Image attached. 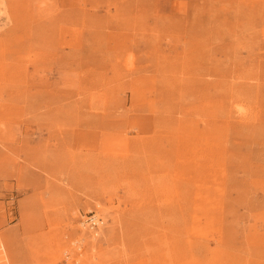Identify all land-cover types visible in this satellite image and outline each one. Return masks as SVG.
Returning <instances> with one entry per match:
<instances>
[{
  "label": "rangeland",
  "instance_id": "374dc122",
  "mask_svg": "<svg viewBox=\"0 0 264 264\" xmlns=\"http://www.w3.org/2000/svg\"><path fill=\"white\" fill-rule=\"evenodd\" d=\"M0 264H264V0H0Z\"/></svg>",
  "mask_w": 264,
  "mask_h": 264
},
{
  "label": "built area",
  "instance_id": "2783aa9c",
  "mask_svg": "<svg viewBox=\"0 0 264 264\" xmlns=\"http://www.w3.org/2000/svg\"><path fill=\"white\" fill-rule=\"evenodd\" d=\"M87 222L90 227L97 228L100 226V223H102V218L94 214L88 218Z\"/></svg>",
  "mask_w": 264,
  "mask_h": 264
}]
</instances>
